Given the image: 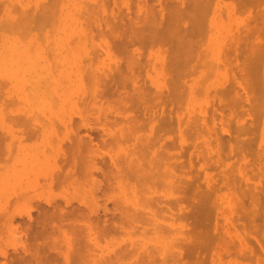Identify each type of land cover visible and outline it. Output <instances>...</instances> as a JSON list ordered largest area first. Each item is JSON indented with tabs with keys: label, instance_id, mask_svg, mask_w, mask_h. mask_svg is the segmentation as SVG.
<instances>
[{
	"label": "rangeland",
	"instance_id": "374dc122",
	"mask_svg": "<svg viewBox=\"0 0 264 264\" xmlns=\"http://www.w3.org/2000/svg\"><path fill=\"white\" fill-rule=\"evenodd\" d=\"M144 1L0 0V246L21 252L30 239L25 217L7 229L8 212L70 202L83 209L70 223L85 229L65 220L71 235L62 222L59 236L37 242L60 237L67 255L73 245L71 264H264V0H204L207 18L196 0ZM150 18L175 32H154ZM141 25L137 43L130 30ZM96 196L99 222L87 211ZM102 217L111 218L108 234Z\"/></svg>",
	"mask_w": 264,
	"mask_h": 264
},
{
	"label": "bare ground",
	"instance_id": "6f19581e",
	"mask_svg": "<svg viewBox=\"0 0 264 264\" xmlns=\"http://www.w3.org/2000/svg\"><path fill=\"white\" fill-rule=\"evenodd\" d=\"M142 1H144V0H142ZM151 1H152V0H151ZM161 1H162V0H161ZM161 1H159L160 4H161ZM185 1H188V0H185ZM189 1H190V0H189ZM189 1H188V3H190ZM191 1H192V0H191ZM203 1H204V0H202L201 2H200L199 0H196V2H195V5L198 6V7H196V8H197V11H198L199 13H201V15L204 14L203 12H204L205 10H206L208 13H209L210 10H211V8L207 9L210 5L207 4V2L205 3V2H203ZM208 1H209V0H208ZM242 1L244 2L245 0H242ZM246 1H247V0H246ZM249 1H252V0H249ZM249 1H248V3H250ZM137 2H138V1H137ZM140 2H141V1H140ZM144 2H145V1H144ZM176 2H177V1H176ZM193 2H194V1H193ZM243 2L240 1L239 3H243ZM260 2H261V0H260ZM188 3L185 2V4H187V5H188ZM262 3H263V2H262ZM147 4H150V3H147ZM147 4H146V5H147ZM162 4H163V2H162ZM191 4H193V3H191ZM191 4H190V5H191ZM206 4H207V5H206ZM243 4H244V3H243ZM246 4H247V3H246ZM255 4H257V3H255ZM259 4H261V3H259ZM134 5H135V4H134ZM137 5H139V4H137ZM176 5H177V4H176ZM195 5H191V6H194V8H195ZM238 5H239V4H238ZM248 5H249V4H248ZM143 6H144V8L147 7V6L145 7V5H143ZM188 6H189V5H188ZM188 6H187V7H188ZM259 6H260V5H259ZM149 7H150V5H149ZM151 7H152V6H151ZM151 7H150V9H151ZM168 7H169V6H168ZM171 7H172V6H171ZM175 7H176V6H175ZM184 7H185V6H184ZM184 7H182V8H184ZM187 7H186V8H187ZM205 7H206V9H205ZM210 7H211V6H210ZM165 8H166V7H165ZM169 8H170V7H169ZM176 8H179V7H176ZM176 8H174V9H176ZM194 8H193V9H194ZM196 8H195V9H196ZM166 9H168V8H166ZM172 9H173V7H172ZM172 9H171V10H172ZM174 9H173V10H174ZM184 9H185V8H184ZM189 9H191V7H190ZM189 9H188V10H189ZM258 9H259V8H258ZM24 10H26V9H24ZM55 10H56V9H55ZM120 10H121V8H120ZM143 10H144V9H143ZM145 10H146V9H145ZM145 10H144V11H145ZM151 10H153V9H151ZM186 10H187V9H186ZM18 11H19V10H18ZM121 11H123V10H121ZM156 11H157V10H156ZM169 11H170V10H169ZM194 11H195V10H194ZM261 11H262V10H261ZM20 12H21V14H20L19 12H17V13H19V15H20V16L18 15V16H19L18 18H19V19H20V18L25 19L24 23H25L26 21H28V22H26V25H28V24L31 22L30 20H32V18L30 17V15L27 16V14H26L27 12L24 11V13H23V10H22V9H20ZM84 12H85V11H84ZM175 12H176V13H179V12H177V11H175ZM185 12H186V11H185ZM185 12H184V13H185ZM189 12H190V10H189ZM207 12H205V14L203 15L204 17H206L205 15H208ZM29 13H30V12H29ZM29 13H28V14H29ZM35 13H36V12H35ZM48 13H49V11H48ZM156 13H157V12H156ZM166 13H167V12H166ZM170 13H171V12L168 13L169 16L172 15V14L170 15ZM182 13H183V11H182ZM184 13H183V14H184ZM191 13H193V12H191ZM202 13H203V14H202ZM206 13H207V14H206ZM23 14H24V15L26 14V15H25L26 18H24V16L21 17ZM124 14L126 15L125 12H124ZM124 14H123L122 16H124ZM143 14H145V13H143ZM146 14H147V13H146ZM148 14H149V15H152V14H153V17H155V15H154L155 12H154V11H151V13H150V11H149ZM183 14H180V15L182 16ZM193 14H194V13H193ZM35 15H36V14H35ZM42 15H43V14H42ZM120 15H121V14H120ZM157 15H158V13H157ZM164 15H165V14H164ZM176 15H177V14H176ZM196 15H198L197 12H196ZM199 15H200V14H199ZM252 15H253V14H252ZM255 15H256V14H255ZM117 16H118V14H117ZM122 16H121V17H122ZM133 16H134V15H133ZM169 16H168V17H169ZM172 16H173V15H172ZM181 16H180L179 18H181ZM193 16H194V15H193ZM27 17H28L29 19H30V18H31V19L28 20ZM36 17H37V16H36ZM36 17H35V18H36ZM90 17H91V15H90ZM118 17H119V16H118ZM144 17H145V16H144ZM173 17H175V14H174ZM182 17H183V16H182ZM189 17H190V16H189ZM199 17H200V16H199ZM199 17H198V19H199ZM16 18H17V17H16ZM18 18H17V20H14L13 23L11 22V24H10L11 27H9L8 30H10V28L12 29L13 27H15V28L18 29V23L20 24V22H17V21L19 20ZM44 18H45V17H44ZM148 18H149V17H148ZM170 18H171V17H170ZM191 18H192V17H191ZM202 18H203V17H201V19H202ZM206 18H207V17H206ZM256 18H257V17H256ZM23 19H21V20H23ZM38 19H39V18H38ZM38 19H36V20H38ZM42 19H43V18H42ZM154 19H155V18H154ZM167 19H168V18H167ZM167 19H166V20H167ZM171 19H172V18H171ZM171 19H169V20L171 21ZM175 19H176V21H177V18H176V17H175ZM182 19H183V18H182ZM186 19H187V18H186ZM8 20H9V22L12 21V20H10V19H8ZM36 20H35V21H36ZM55 20H56V19H55ZM145 20H146V19H145ZM152 20H153V19H152ZM157 20H158V19L153 20L154 23H153V21H151V18H150V20H149V21H151V22L154 24V27H155V25H156V28L152 27V26H153L152 23L149 22L150 25H149V23H148V26H151L152 28L155 29V31L153 30L154 32H157V33H158V32H159V33H160V32H169V33H172V31L175 32L174 29H173V27H174L176 24L173 25V24L171 23V25H173V26H172V29H171L172 31H171V30H170V31H169V30L167 31V29H169L171 26H170L169 28H165V29H164V26H162V28H161V27H160L161 25H158L159 23L157 22ZM194 20H195V19H194ZM202 20H204V18H203ZM254 20H255V19H254ZM39 21H40V20H39ZM155 21H156V23H158V24H155ZM9 22H7V23L9 24ZM129 22H130V21H129ZM133 22H134V21H133ZM174 22H175V20H174ZM177 22H179V21H177ZM203 22H204V21H203ZM249 22H250V21H249ZM22 23H23V21H22ZM22 23H21V25H22ZM27 23H28V24H27ZM131 23H132V22H131ZM136 23H137V22H136ZM165 23H166V22H165ZM196 23H198V22H196ZM13 24H15V25H13ZM16 24H17V26H16ZM126 24H127V23H126ZM134 24H135V23H134ZM134 24L132 23L131 26H134ZM168 24H170L169 21H168ZM2 25H3V24H2ZM5 25L7 26V24H5ZM5 25H4V26H5ZM12 25H13V26H12ZM23 25H24V24H23ZM23 25H22V31H23V28H24ZM145 25H147V24H145ZM259 25H261V24H259ZM91 26H92V25H91ZM129 26H130V24H129ZM157 26L160 27V28H159L160 30L158 29ZM168 26H169V25H168ZM202 26H203V25H201V28H202ZM250 26H251V25H250ZM1 27H3V26H1ZM30 27H31V26H30ZM127 27H128V26H127ZM134 27H135V26H134ZM134 27H133V28H134ZM137 27H138V26H137ZM139 27H140V26H139ZM139 27L133 29L134 31H133V30H130V32L132 31V33H130V35L128 34L129 37H132V38H134V39H139V40L137 41V43H139V41L142 42L141 39H143V37L140 38V37H141L140 34H142V32H143V31H142V29H143V28H142V25H141L140 28H139ZM165 27H166V26H165ZM192 27H193V26H192ZM195 27H196V26H195ZM198 27H199V26H198ZM198 27H197V28H198ZM26 28H27V27H26ZM125 28H126V27H125ZM128 28H129V27H128ZM145 28H146V26H145ZM152 28H151V29H152ZM185 28H186V27H185ZM260 28H263V29H264V26H261ZM2 29H3V28H2ZM17 29H16V30H17ZM63 29H64V28H63ZM126 29H127V28H126ZM129 29H130V28H129ZM131 29H132V27H131ZM149 29H150V28H149ZM151 29H150V30H151ZM193 29H194V28H193ZM251 29H252V28H251ZM165 30H166V31H165ZM177 30H178V32H180L181 28H180V29H177ZM177 30H176V32H177ZM198 30H199V28H198ZM257 30H259V28H258ZM260 30H261V29H260ZM11 31L14 32L15 30H11ZM124 31H125V30H124ZM185 31H186V30H185ZM185 31L183 30V32H185ZM191 31H192V30H191ZM191 31H190V32H191ZM196 31H197V29H196ZM199 31H200V30H199ZM251 31H252V30H251ZM122 32H123V30H122ZM134 32H135V33H134ZM147 32H149V31H147ZM192 32H193V31H192ZM200 32H202V31H200ZM138 33H139V34H138ZM144 33H145V32H144ZM169 33H168V35H169V37H170V34H169ZM86 34H87V33H86ZM134 34H135V35H134ZM155 34H156V33H155ZM128 35H127V36H128ZM133 35H134V36H133ZM143 35H144V34H143ZM138 36H140V37H138ZM149 36H150V35H149ZM152 36H154V35L152 34ZM155 36H158V35H155ZM172 36H173V35H171L170 38H172ZM135 37H136V38H135ZM144 37H145V36H144ZM160 37H161V36H160ZM162 37H163V36H162ZM174 37H175V36H174ZM155 38H156V37H155ZM155 38L152 37L153 40H154ZM165 38L168 39L166 36H165ZM134 39L132 40V39L130 38L131 41H130V40H129V41H130V42L134 41V43H135L136 40H134ZM157 39H158V38H157ZM161 39H162V38H161ZM163 39H164V38H163ZM172 39H173V38H172ZM126 41H128V40H127V37H126ZM129 41H128V42H129ZM143 41H144V39H143ZM164 41H166V40L164 39ZM164 41H163V42H164ZM154 42H155V41H154ZM183 42H184V41H183ZM228 42H229V41H228ZM160 43H162V42H160ZM160 43H159V44H160ZM251 43H252V42H251ZM95 44H96V43H95ZM249 44H250V43H249ZM138 45H140V44H138ZM141 45H142V44H141ZM121 47H122V46H121ZM239 47H240V46H239ZM173 48H174V47H173ZM173 48H172V49H173ZM240 48H241V47H240ZM124 49H126V48H124ZM141 49H142V47H141ZM191 50H192V49H191ZM238 50H239V49H238ZM192 51H193V50H192ZM233 52H234V51H233ZM240 52H241V51H240ZM248 52H249V51H248ZM253 52H254V51H253ZM255 52H256V51H255ZM128 53H129V52H128ZM135 53H136V52H135ZM189 53H190V52H189ZM192 53H193V52H192ZM192 53H191V54H192ZM246 53H247V52H246ZM262 53H263V52H262ZM132 54H133V53H132ZM132 54H131V55H132ZM139 54H140V53H139ZM170 54H171V53H170ZM193 54H194V53H193ZM193 54H192V55H193ZM238 55H239V54H238ZM126 56H127V55H126ZM134 56H135V55H134ZM141 56H142V55H141ZM193 56H194V55H193ZM234 56H235V55H234ZM129 57H130V56H129ZM131 57H133V56H131ZM131 57H130V58H131ZM170 57H171V56H170ZM183 57H184V56H183ZM191 57H192V56H191ZM246 57H247V56H246ZM171 58H173V57H171ZM181 58H182V57H181ZM185 58H186V57H185ZM185 58H184V59H185ZM135 59H136V58H135ZM187 59H188V58H187ZM190 59H191V58H190ZM126 60H127V59H126ZM126 60H125V61H126ZM132 60H133V59H132ZM173 60H174V59H173ZM173 60H171V61H173ZM129 61H130V60H129ZM169 61H170V60H169ZM187 61H188V60H187ZM187 61H186V62H187ZM127 62H128V61H127ZM173 62H174V61H173ZM173 62H172V63H173ZM178 62H179V60H178ZM140 63H141V62H140ZM252 63H253V61H252ZM127 64H128V63H127ZM130 64H131V63H130ZM165 64H168V63H165ZM177 64H178V63H177ZM186 64H187V63H186ZM254 64H255V63H254ZM139 65H140V64H139ZM178 65H179V64H178ZM192 65H194V64H192ZM112 66H113V65H112ZM134 66H135V65H134ZM171 66H172V65H171ZM171 66H170V67H171ZM195 66H196V64H195ZM126 67H127V65H126ZM158 67H159V66H158ZM166 67H167V65H166ZM168 67H169V66H168ZM117 68H118V66H117ZM171 68H173V67H171ZM178 68H179V67H178ZM113 69H115V68L113 67ZM132 69H133V68H132ZM173 69H174V68H173ZM179 69H181V67H180ZM179 69H178V70H179ZM257 69L259 70V68H257ZM115 70H117V69H115ZM120 70H121V69L119 68V70H117V71H120ZM128 70H129V69H128ZM121 71H123V70H121ZM157 71H158V70H157ZM172 71H173V70H172ZM254 71H255V70H254ZM98 72H99V71H98ZM114 73H115V72H114ZM173 73H174V72H173ZM254 73H255V72H254ZM107 74H108V73H107ZM123 75H124V74H123ZM133 75H134V73L131 75V76L134 78V76H135L136 74H135L134 76H133ZM128 76H129V75H128ZM98 77H99V76H98ZM108 77H109V76H108ZM120 77H121V76H120ZM123 77H126V74H125ZM132 77H130L131 80H133ZM118 78H119V77H118ZM130 78H128V77H127V78H124V79H125L124 81H126V79H128V81H129ZM173 78H174V77H173ZM108 79H109V78H108ZM108 79H105V82H106V80H108ZM120 79H121V78H120ZM131 80H130V81H131ZM118 81H119V79H118ZM124 81H123V79H122V81H120V82H124ZM201 81H202V80H201ZM253 81H254V80H253ZM105 82H102V83H105ZM116 82H117V81H116ZM165 82H166V81H165ZM258 82H259V81H258ZM106 83H107V82H106ZM173 83H174V82H173ZM1 84H2V83H1ZM123 84H124V83H123ZM125 84H126V83H125ZM105 85H106V84H105ZM107 85H108V84H107ZM107 85H106V87L108 88ZM171 85H172V84H171ZM177 85H179V83H177ZM183 85H184V84H183ZM103 86H104V85H103ZM120 86H121V84H120ZM172 86H174V85H172ZM259 86H260V85H259ZM101 87H102V85H101ZM106 87H105V88H106ZM121 88H122V86H121ZM173 88H174V87H173ZM135 89H137V87H136ZM135 89H134V90H135ZM178 89H179V87H178ZM178 89L175 88V90H174V89H173V90L176 92V90H178ZM245 89H246V88H245ZM53 90H54V89H53ZM183 90H184V89L182 88V91H183ZM200 90H201V89H200ZM100 91H101V90H100ZM170 91H172V90H170ZM182 91H181V92H182ZM223 91H224V89H223ZM223 91H222V92H223ZM199 92H200V91H199ZM216 92H217V91H216ZM225 92H226V91H225ZM0 93H1V92H0ZM5 93H6V92H5ZM99 93H100V92H99ZM101 93H102V92H101ZM167 93H168V92H167ZM183 94H184V93H183ZM176 95H177V94H176ZM176 95H175V97H176ZM158 96H159V95H158ZM170 96H171V95H170ZM219 96H221V95H219ZM222 96H223V95H222ZM179 97H184V96H182V95H181V96H177V98H179ZM159 99H162V98H159ZM219 101H220V100H219ZM220 102H221V101H220ZM234 103H235V102H234ZM15 104H16V103H15ZM236 104H237V103H236ZM102 106H103V105H102ZM220 107H221V106H220ZM119 108H120V107H119ZM119 108H118V109H119ZM210 108H211V107H210ZM113 110H114V109H113ZM119 110H120V109H119ZM122 110H125V109H122ZM122 110H120V111H122ZM210 110H211V109H210ZM95 113H96V112H95ZM103 113H104V112H103ZM210 113H212V112H210ZM219 113H220V112H219ZM53 115H54V114H53ZM210 115H211V114H210ZM6 116H7V115H6ZM251 116H252V115H251ZM28 117H29V116H27V118H28ZM24 118H25V117H24ZM24 118H23V119H24ZM202 118H203V117H202ZM250 118H251V117H250ZM28 119H29V118H28ZM28 119L25 118V120H28ZM199 119H200V118H199ZM212 119H213V118H212ZM257 119H258V118H257ZM195 120H196V119H195ZM20 121H21V120H20ZM23 121H24V120H23ZM149 121H150V120H149ZM190 122H192V121H190ZM190 122H189V123H190ZM257 122H258V121H257ZM205 123H206V122H205ZM136 125H137V124H136ZM154 125H155V124H154ZM140 126H141V125H140ZM141 127H142V126H141ZM211 127H212V126H211ZM142 128H143V127H142ZM242 128H243V127H242ZM154 129H155V127H154ZM165 129H167V128H165ZM187 129H188V128H187ZM249 129H250V128H249ZM145 130H146V129H145ZM216 130H217V129H216ZM142 131H143V130H142ZM195 131H196V130H195ZM129 132H130V131H129ZM153 132H154V130H153ZM157 132H158V131H157ZM157 132H156V133H157ZM196 132H197V131H196ZM88 133H89V132H88ZM123 133H125V132H123ZM127 133H128V132H127ZM127 133H126V134H127ZM132 133H133V132H132ZM165 133H166V132H165ZM129 135H130V133H129ZM6 136H7V135H6ZM138 136H139V135H138ZM159 136H160V135H159ZM141 137H142V136H141ZM157 137H158V136H157ZM6 138H7V137H6ZM6 138H4V139H6ZM125 138H126V137H125ZM130 138H131V137H130ZM153 138H154V137H153ZM160 138H161V136H160ZM0 139H1V138H0ZM139 139H140V137H139ZM81 140H82V139H81ZM124 140H125V139H124ZM148 140H150V139H148ZM151 140H152V139H151ZM155 140H156V138H155ZM247 140H248V139H247ZM139 141H140V140H139ZM139 141H138V142H139ZM153 141H154V140H153ZM158 141H159V140H158ZM227 141H228V140H227ZM0 142H1V141H0ZM136 142H137V140H136ZM138 142H137V143H138ZM243 142H244V139H243ZM140 143H141V142H140ZM150 143H151V142H150ZM240 144H241V143H240ZM121 145H122V144H121ZM121 145H120V146H121ZM144 145H146V142H145ZM144 145H143V146H144ZM147 145H148V144H147ZM222 145H223V144H222ZM218 146H219V145H218ZM236 146H237V145H236ZM223 147H224V146H223ZM227 147H228V146H227ZM233 147H234V146H233ZM99 148H100V146H99ZM140 148H141V147H140ZM74 149H75V148H74ZM92 149H93V148H92ZM236 149H237V148H236ZM245 149H246V148H245ZM150 150H151V149H150ZM218 150H219V149H218ZM220 150H221V149H220ZM75 151H76V150H75ZM104 151H105V150H104ZM222 151H223V149H222ZM105 152H106V151H105ZM105 152H104V153H105ZM126 152H127V151H126ZM128 152H129V151H128ZM165 152H166V151H165ZM165 152H163V153H165ZM239 152H240V151H239ZM73 153H74V152H73ZM78 153H79V151H78ZM136 153H138V152H136ZM158 153H159V152H158ZM138 154H139V153H138ZM138 154H137V155H138ZM142 154H143V153H142ZM142 154H141V157H142ZM147 154H148V153H147ZM144 155H145V154H144ZM159 155H160V153H159ZM173 155H174V154H173ZM210 155H211V154H210ZM85 156H86V155H85ZM85 156H84V157H85ZM87 156H88V155H87ZM91 156H93V155H91ZM120 156H121V155H120ZM139 156H140V155H139ZM145 156H146V155H145ZM156 156H157V154H156ZM205 156H206V155H205ZM147 157H148V156H147ZM162 157H163V156H161V159H162ZM208 157H209V156H208ZM68 158H69V156H68ZM81 158H82V157H81ZM93 158H95V157H93ZM106 158H107V155H106ZM165 158H166V157H165ZM69 159H70V158H69ZM98 159H99V158H98ZM150 159H151V157H150ZM150 159H149V160H150ZM152 159H153V158H152ZM152 159H151V160H152ZM169 159H170V158H169ZM206 159H208V158L206 157ZM220 159H221V157H220ZM222 159H223V158H222ZM122 160H123V159H122ZM122 160H121V161H122ZM133 160H135V159H133ZM142 160H143V159H142ZM151 160H150V161H151ZM208 160H209V159H208ZM100 161H101V160H100ZM130 161H131V160H130ZM135 161H136V160H135ZM144 161H145V158H144ZM144 161H142V162H144ZM66 162H67V161H66ZM102 162H103V161H102ZM125 162H127V161H125ZM136 162H137V161H136ZM151 162H153V161H151ZM154 162H155V161H154ZM221 162H223V161H221ZM84 163H85V162H84ZM99 163L101 164V162H99ZM127 163H128V162H127ZM133 163H134V162H133ZM144 163H145V162H144ZM155 163H156V162H155ZM171 163H172V161H171ZM171 163H170V165H171ZM213 163H214V162H213ZM259 163H261V162H259ZM76 164H77V163H76ZM79 164H81V163L79 162ZM128 164H129V163H128ZM134 164H135V163H134ZM152 164H153V163H152ZM168 164H169V163H168ZM177 164H178V163H177ZM177 164H176V165H177ZM83 165H84V164H83ZM101 165H102V164H101ZM101 165H100V166H101ZM126 165H127V164H126ZM117 166H118V165H117ZM117 166H116V167H117ZM129 166H130V164H129ZM129 166H128V167H129ZM153 166H154V165H153ZM153 166L151 167V169L153 168ZM160 166H161V165L159 164V167H158V164H157V167L159 168V170L161 169ZM84 167H85V166H83V168H84ZM107 167H110V164H109ZM121 167H122V166H121ZM130 167H131V166H130ZM142 167H143L144 170H145V167H148V166H145V167H144V164H143ZM155 167H156V166H155ZM175 167H176V166H175ZM177 167H178V166H177ZM83 168H82V169H83ZM104 168H105V167H104ZM110 168H111V167H110ZM148 168H149V167H148ZM173 168H174V167H173ZM75 169H76V168H75ZM85 169H86V168H85ZM87 169H88V168H87ZM124 169H126V168L124 167ZM124 169L122 168L121 170H124ZM133 169H135V168H133ZM149 169H150V168H149ZM151 169H150V171H151ZM106 170H107V169H106ZM106 170H105V171H106ZM121 170H120V172H121ZM127 170H128V169H127ZM127 170H126V171H127ZM138 170H139V169H138ZM142 170H143V169H142ZM147 170H148V169H147ZM152 170H153V169H152ZM159 170H158V171L156 170L158 175L161 174V173L159 172ZM87 171H88V172H87V175H88V173H89V169H88ZM102 171H103V170H102ZM105 171H104V173H105ZM132 171L135 172L136 170H132ZM140 171H141V168H140ZM177 171H178V170H177ZM59 172H60V171H59ZM59 172H58V174H59ZM94 172H95V171H94ZM106 172H107V171H106ZM141 172H142V171H141ZM141 172H139V171L137 172V173H140V174H138L139 176L141 175ZM151 172H152V171H151ZM153 172H155V171H153ZM158 172H159L160 174H159ZM161 172H162V171H161ZM85 173H86V172H85ZM92 173H93V172H92ZM107 173H108V172H107ZM122 173L124 174V172H122ZM122 173H120V174L122 175ZM135 173H136V172H135ZM137 173H136V174H137ZM162 173H163V172H162ZM164 173H165V172H164ZM166 173H167V172H166ZM182 173H183V172H182ZM227 173H228V172H227ZM227 173H226V174H227ZM149 174H150V172L148 173V175H149ZM153 174H154V173H152V175H153ZM157 174H156V172H155L154 175L158 176ZM243 174H244V173H243ZM257 174H258V173H257ZM259 174H261V173H259ZM68 175H69V174H67L66 176L68 177ZM91 175H93V174H91ZM105 175H106V174H105ZM138 175H137V176H138ZM142 175H144V176H142V179H144V177H145L147 174L145 175V173H142ZM152 175H151V176H152ZM165 175H166V174H165ZM169 175H170V173H169ZM169 175H168V176H169ZM55 176H56V175H55ZM66 176H65V177H66ZM85 176H86V175H85ZM103 176H104V175H103ZM118 176H120V175H118ZM156 176H154V177H156ZM170 176H171V175H170ZM56 177H58V176H56ZM70 177H71V176H70ZM126 177H127V176H126ZM134 177H135V176H134ZM140 177H141V176H140ZM127 178H128V177H127ZM132 178H133V177H132ZM157 178H159V176H158ZM74 179H75V178H74ZM139 179H140V178H139ZM149 179H150V178H149ZM151 179H153V177H152ZM159 179H160V178H159ZM176 179H177V178H176ZM179 179H180V177H179ZM156 180H158V179H156ZM139 181H140V180H139ZM150 181H151V180H150ZM161 181H162V180H161ZM175 181H176V180H175ZM178 181H180V180H178ZM143 182H144V181H143ZM143 182H142V183H143ZM151 182H152V181H151ZM154 182H155V181H154ZM156 182H157V181H156ZM156 182H155V183H156ZM53 183H54V182H53ZM62 183H63V182H62ZM88 183H89V182H88ZM159 183H160V182H159ZM173 183H174V182H173ZM58 184H59V183H58ZM153 184H154V183H153ZM153 184H150V185H153ZM105 185H106V184H105ZM142 185H143V184H142ZM144 185H145V184H144ZM148 185H149V182H148ZM150 185H149V187H150ZM165 185H166V183H165ZM54 186H55V185H54ZM94 186H95V184H94ZM108 186H109V185H108ZM45 187H46V186H45ZM105 187H106V186H105ZM143 187H144V186H143ZM157 187H158V186H157ZM161 187H163V186H161ZM165 187H166V186H165ZM90 188H91V187H90ZM152 188H153V187H152ZM152 188H151V189H152ZM167 188H168V187H167ZM250 188H251V187H250ZM102 189H103V188H102ZM107 189H108V188H107ZM141 189H142V188H141ZM168 189H169V188H168ZM174 189H176V188H174ZM103 190H104V189H103ZM166 190H167V189H166ZM144 191H145V190H144ZM247 192H248V191H247ZM247 192H246V193H247ZM137 193H138V192H137ZM139 193H140V192H139ZM147 193H148V192H147ZM254 193H255V192H254ZM141 194H142V193H141ZM206 194H207V193H206ZM14 195H15V194H14ZM138 195H140V194H138ZM143 196H144V195H143ZM160 196H161V195H160ZM88 197H89V196H88ZM153 197H154V196H153ZM137 198H143V197L141 196V197H137ZM158 198H159V196H158ZM11 199H14L13 201H15L16 198L13 197V198H11ZM147 199H148V198H147ZM154 199H155V198H154ZM162 199H163V195H162ZM169 199H170V198H169ZM32 200H33V199H32ZM34 200H35V198H34ZM90 200H91V198H90ZM138 200H139V199H138ZM150 200H151V198H150ZM13 201H12V202H13ZM85 201H86V200H85ZM151 201H152V200H151ZM154 201H155V200H154ZM166 201H167V200H166ZM30 202H31V201H30ZM137 202H138V201H137ZM139 202H140V201H139ZM139 202H138V204H139ZM146 202H148V201H145L144 204H145ZM159 202H160V201H159ZM172 202H173V201H172ZM48 203H49V206H48V207H50V208H48V209H47V208H46V209H45V208H42V206H40V205L38 204L37 206H35V207L31 206V207H29V209H26V210H22V211H18V212H17V211L15 212V210H14L12 213H9V212H8V217L5 216V218L3 217L4 214H2V217L5 219V222L7 221V223L5 224V225L8 224V226H6L7 229H8V230H12V229H13L14 232H15V230L18 229V227L16 228V226H13V224H14L13 221L16 220V217H19V218L25 217V218H22V219H26V220L22 221V222H21V225L24 227V230H23V231L25 232V235H26L27 233L30 234V239H29V241H27V244H28V242H29V244H28V245H29L28 249H26V248H27V247H26L27 244H26V245H24L25 248H23V250L21 249V250H22L21 252H20V251H16V250H14L13 253L9 254L8 251H6L4 248H2V247L0 246V258H2V260H0L1 264H71V260H70V256H71V254H70V253H71V251H73V247H72L73 245H72V244H69V243H73V242H74L73 239H70V238H69V240H73V242L70 241V242L68 243L69 246L72 245V246H70L72 249L70 248L71 251L68 249V250L70 251V253L68 252V255H67V253L63 250V248H65L66 246H65V247L63 246V248H62V246H61V247L58 246V245L60 244V241L57 240V239H59L60 237H59V238L56 237L57 239L55 238V236H53V237H54L53 239L50 238V239L53 240V241L50 240V241H51V242H50V243H51L50 245H49V244H46V245H45V244H43V243H42V245H40V244L37 242V238L39 239V238L43 237V239H46V241H47V243H48V242H49V241H48L49 239H47V238H49V237H48L49 234H47V233H50V235H55L56 233H55V232L53 233V231H55V230H56V232L58 233V229H59V227L61 226V223L63 222L62 225H64V224H65V223H64L65 220H66V223H68L67 221H69L68 224H71L73 220H74L73 222H76V221H75V220H76L75 218L78 217V218H77V221H79V218H80L79 216H81V214H82V212H83V209H82V210H81V208L79 209L80 206H78V207L73 206V205L71 206V203H70V202H66L65 205H62L63 203H61V204L56 203V204H54L53 206H51L50 202H48ZM141 203H143V201H142ZM153 203H154V202H153ZM153 203H152V204H153ZM164 203H165V202H164ZM89 204H90V203H89ZM17 205H18V204H17ZM61 205H62V206H61ZM92 205H93V206H91L92 208H90V207H89L90 209L87 208V211L89 210L88 212H89L92 216H95V217L97 218V221L94 220V219L92 218V216H90V215H89V216L91 217V220L93 219L94 221L99 222V221H101V220L98 219L99 216H98V212H97V211H98V207H99V205H98L97 196L95 197L94 203H93ZM104 205H105V204H104ZM139 205H140V204H139ZM141 205H142V204H141ZM146 205H147V203H146ZM148 205H149V203H148ZM153 205H154V204H153ZM87 206H89V205H87ZM87 206H86V207H87ZM142 206H143V205H142ZM144 206H145V205H144ZM154 206H155V205H154ZM154 206H152V207H154ZM43 207H44V206H43ZM99 208H100V207H99ZM34 209L38 211V217H37L38 220H37V219H34V221H33V220H32V211H33ZM101 209H105V207H104V206H101ZM153 209H154V208H153ZM132 210H133V209H132ZM84 211H85V210H84ZM107 211H108V210H107ZM133 211H134V210H133ZM137 211H138V210H137ZM141 211H142V210H141ZM85 212H86V211H85ZM123 212H124V211H123ZM123 212H122V213H123ZM134 212H135V211H134ZM86 213H87V212H86ZM89 213H87V214H89ZM106 213H108V212H106ZM132 213H133V212H132ZM136 213H137V212H136ZM76 214H78L79 216L75 217ZM83 214H84V213H83ZM87 214H86L85 216L83 215L82 219H83L84 217H87ZM133 214H135V213H133ZM141 214H142V212H141ZM0 215H1V214H0ZM72 215H73V216H72ZM102 215H103V214H102ZM108 215H109V214H108ZM108 215H107V217H108ZM123 215H124V214H123ZM137 215H138V214H137ZM139 215H140V214H139ZM151 215H152V214H151ZM153 215H154V214H153ZM71 216H72V217H71ZM89 216H88V217H89ZM105 216H106V214H105V212H104V217H105ZM128 216H129V215H128ZM68 217H69V218H68ZM90 217L88 218V220L90 219ZM95 217H94V218H95ZM133 217H134V219L132 218L133 220H135L136 218H138V217H136V216H133ZM135 217H136V218H135ZM33 218H34V217H33ZM35 218H36V217H35ZM70 218H71L72 220H71ZM73 218H74V219H73ZM99 218H101V217H99ZM102 218H103V217H102ZM80 219H81V218H80ZM109 219H111V218H109ZM109 219H105V218H103V219H102V222H103V223H102V224L100 223V226L98 225L99 228L103 225V227H101V228L103 229V231H104V229H105V233L107 232V234L109 233L108 231L110 230V228H108L109 225H110L109 222H111V221H108ZM36 220H37V221H36ZM83 220H85V218H84ZM86 220H87V219H86ZM93 220H92V221H93ZM127 220H128V219H127ZM142 220H143V219H142ZM30 221H33V222L36 223L37 225H35V227H34V226H33V227H32V226H28V223H29ZM140 221H141V220H140ZM148 221H149V220H148ZM15 222H16V221H15ZM33 222H32V223H33ZM70 222H71V223H70ZM129 222H130V221H129ZM193 222H194V221H193ZM19 223H20V222H18V224H19ZM146 223H147V221H146ZM68 224H67V225H68ZM91 224H92V223H91ZM97 224H99V223H97ZM147 224H148V223H147ZM192 224H193V223H192ZM3 225H4V224H3ZM3 225L1 224V226H3ZM5 225L3 226L4 228H6ZM29 225H31V224L29 223ZM67 225L65 224L64 227L66 228ZM74 225H76V224H71L70 226L68 225L67 228H68V227H69V228L71 227L72 231L74 232V230H75L74 228L77 227V225H76L75 227H73ZM9 226H11L12 228L9 229V228H8ZM79 226H81V225H79ZM79 226H78V227H79ZM82 226H83V225H82ZM88 226H89V225H88ZM61 227H62V228H61L62 230L65 229V228H63V226H61ZM111 227H112V226H111ZM202 227H203V226H202ZM56 228H57V229H56ZM67 228H66V231L69 232V234L71 235V232H70L69 230H67ZM81 228H82V227H81ZM90 228H91V227H90ZM112 228H113V227H112ZM117 228H118V227H117ZM150 228H151V227H150ZM152 228H153V227H152ZM168 228H169V227H168ZM0 229H1V228H0ZM73 229H74V230H73ZM84 229H85V228H83L82 230H84ZM88 229H89V228H88ZM108 229H109V230H108ZM62 230H61V231H62ZM76 230H78V229H76ZM76 230H75V231H76ZM79 230H80V228H79ZM79 230H78V231H79ZM82 230H80V231H82ZM107 230H108V231H107ZM51 231H52L53 234H51ZM61 231H60V233H61ZM94 231H95V230H94ZM101 231H102V230H101ZM101 231H99V233H100ZM103 231L101 232V234L103 233ZM154 231H155V230H154ZM156 231H158V230H156ZM160 231H161V229H160ZM162 231H163V230H162ZM2 232H4V231L2 230ZM16 232H17V231H16ZM62 232H63V233H61V234H64V231H62ZM83 232H84L83 235H85V231H83ZM97 232H98V231H97ZM158 232H159V231H158ZM163 232H164V231H163ZM170 232H171V231H170ZM79 233H80V232H79ZM93 233H94V232H93ZM95 233H96V232H95ZM99 233H96V234H97L96 237L100 236ZM105 233H104V234H105ZM29 234L27 235V238H28ZM61 234H60V236H62ZM77 234H78V233H77ZM77 234L75 233V236L79 237ZM107 234H106V235H107ZM158 234H160V233H158ZM163 234H164V233H163ZM233 234H234V233H233ZM43 235H44V236H43ZM50 235H49V236H50ZM102 235H103V234H102ZM39 236H40V237H39ZM45 236H46V238H45ZM56 236H57V234H56ZM58 236H59V233H58ZM65 236H66V235H65ZM87 236H89V235H87ZM25 237H26V236H25ZM71 238H72V237H71ZM84 238H86V236H85ZM87 238H88V237H87ZM94 238H95V237H94ZM41 239H42V238H41ZM41 239H40V241H41ZM62 239H63V237H62ZM62 239H60V240H62ZM65 239H66V238H65ZM67 239H68V238H67ZM80 239H81V238H80ZM95 239H96V238H95ZM100 239H101V238H100ZM170 239H171V238H170ZM27 240H28V239H27ZM56 240H57V241H56ZM76 240H79V239L77 238ZM87 240H88V239H87ZM91 240H92V239H90V244H89V241H88V244H89V245H86V244H85V245H86V246H90L91 243L95 244V242H94L95 240H93L92 242H91ZM155 240H156V238H155ZM173 240H174V239H173ZM176 240H177V239H176ZM176 240H174V241L177 242ZM38 241H39V240H38ZM43 241H44V240H42V242H43ZM55 241H56V244H57V245L55 244ZM52 242L54 243V245H52ZM58 242H59V244H58ZM84 242H85V241H83V243H84ZM86 242H87V241H86ZM156 242H157V240H156ZM171 242H172V241H171ZM24 243H25V242H24ZM44 243H46V242H44ZM75 243H76V244H75ZM75 243H74V246H76V245L78 246L77 243H79V242H75ZM83 243L81 244L82 246H84ZM61 244H64V243H61ZM93 244H92V245H93ZM28 245H27V246H28ZM92 245H91V246H92ZM168 245H169V244H168ZM172 245H173V244H172ZM172 245H170V247H172ZM82 246H80V249H81ZM91 246H90V250H91V248H92ZM94 246H95V245H94ZM84 247H85V246H84ZM84 247H83V248H84ZM95 247H96V246H95ZM157 247H158V246H157ZM168 247H169V246H168ZM170 247H169V248H170ZM66 248H69V247H66ZM75 248H76V249H75ZM75 248H74L75 250H78L77 247H75ZM78 248H79V247H78ZM83 248H82L81 250H84ZM169 248H167V249L170 250ZM80 249H79V250H80ZM88 249H89V248H88ZM88 249L86 248V251H87ZM94 249H95V248H92V251L88 250V253L90 252V254H91V252H93ZM160 249H161V248H160ZM160 249H159V250H160ZM96 251H97V250H96ZM171 251H173V250L171 249ZM73 252H74V251H73ZM81 252H82V251H81ZM83 252L85 253V250H84ZM83 252L81 253V255L84 254ZM168 252H169V251H168ZM74 253H75V252H74ZM74 253H73L74 256L72 255L73 257H75V255H76V254H74ZM165 253H166V252H165ZM69 254H70V255H69ZM79 254H80V252H79ZM79 254H77V255L79 256ZM90 254H89V255H90ZM92 254H93V253H92ZM92 254H91V255H92ZM171 254H172V253H171ZM168 255H169V254H168ZM106 256H108V255H106ZM165 256H167V255H165ZM87 257H89V256H87ZM87 257H86V259H85L86 261L88 260ZM90 257H91V256H90ZM94 257H95V256H94ZM100 257H103V256H100ZM77 258H78V257L76 256L75 259H77ZM97 258H98V256H97ZM107 258H109V257H107ZM72 259H73V258H72ZM103 259H104V258H103ZM103 259L100 260V263H102V264H103V262H104V264H108V263H110V262H109L110 260L104 259L105 261H103ZM109 259H110V258H109ZM163 259H164V258H163ZM171 259H172V258H171ZM173 259H174V258H173ZM80 260L82 261V259L80 258L78 262H76V261H75V262H76V263H79ZM89 260H91V259H89ZM95 260H96V259H95ZM92 261H94V260H91V263H93ZM97 261H98V260H97ZM101 261H102V262H101ZM106 261H107V263H106ZM164 261H165V260H164ZM164 261H163V262H164ZM173 261H174V260H173ZM173 261H172V262H173ZM89 262H90V261H89ZM81 263H84V260H83V262H81ZM87 263H88V262H87ZM94 263H96V261H95ZM94 263H93V264H94ZM97 263H98V262H97ZM111 263H112V261H111ZM73 264H75V263H73ZM85 264H86V263H85ZM89 264H90V263H89Z\"/></svg>",
	"mask_w": 264,
	"mask_h": 264
}]
</instances>
